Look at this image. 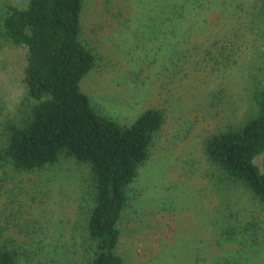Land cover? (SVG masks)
I'll list each match as a JSON object with an SVG mask.
<instances>
[{"label": "rangeland", "instance_id": "1", "mask_svg": "<svg viewBox=\"0 0 264 264\" xmlns=\"http://www.w3.org/2000/svg\"><path fill=\"white\" fill-rule=\"evenodd\" d=\"M262 1L206 0L184 14L186 32L172 48L170 39H163L171 27L165 18L169 0H108L109 9L105 0H84L81 40L96 53L97 65L83 78L82 91L121 124H131L151 107L167 115L149 160L128 189L117 246L128 264H264L263 214L244 189L219 182L202 151L209 135L252 111L246 64L262 68L257 73L264 76ZM4 5L22 7L25 0H0V12ZM117 8L125 9V16L116 17ZM228 52L235 63L217 64ZM24 62V50L0 47L5 115L13 116L23 94ZM254 163L261 168V157ZM46 173L42 184L53 190L46 203L52 211L44 205L38 211L44 217L38 218L47 223L46 242L59 237L68 243L58 231L77 219L88 173L71 161Z\"/></svg>", "mask_w": 264, "mask_h": 264}, {"label": "trees", "instance_id": "2", "mask_svg": "<svg viewBox=\"0 0 264 264\" xmlns=\"http://www.w3.org/2000/svg\"><path fill=\"white\" fill-rule=\"evenodd\" d=\"M205 1L169 0L165 18L171 27L163 39H170L172 48L186 32L184 14ZM104 3L109 9L108 0ZM83 4L25 0L22 7L4 5L0 12V47L25 51L23 94L13 116L5 115L0 103V264H128L117 252L128 189L149 160L167 115L151 107L131 124H121L82 91L83 78L97 65L96 53L81 40ZM262 5L258 16L264 20ZM124 10L117 8L116 17L125 16ZM216 63L229 67L235 58L228 52ZM246 67L252 111L209 135L202 151L219 182L248 192L264 216V76L257 73L262 68ZM257 157L261 168L254 163ZM65 161L86 168L87 184L77 202V219L58 231L69 242L59 237L46 242L47 223L39 219L44 211H38L49 206L53 190L42 183L49 168ZM224 232L232 240L230 229Z\"/></svg>", "mask_w": 264, "mask_h": 264}]
</instances>
